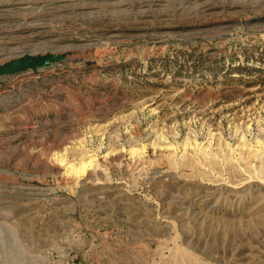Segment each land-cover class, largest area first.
Masks as SVG:
<instances>
[{"label": "rangeland", "instance_id": "374dc122", "mask_svg": "<svg viewBox=\"0 0 264 264\" xmlns=\"http://www.w3.org/2000/svg\"><path fill=\"white\" fill-rule=\"evenodd\" d=\"M0 264H264V0H0Z\"/></svg>", "mask_w": 264, "mask_h": 264}, {"label": "water", "instance_id": "95a60500", "mask_svg": "<svg viewBox=\"0 0 264 264\" xmlns=\"http://www.w3.org/2000/svg\"><path fill=\"white\" fill-rule=\"evenodd\" d=\"M67 54L46 53L43 55H33L25 53L14 57L9 61L0 63V79L6 76L22 73H36L39 70L50 68L51 66L64 61Z\"/></svg>", "mask_w": 264, "mask_h": 264}]
</instances>
